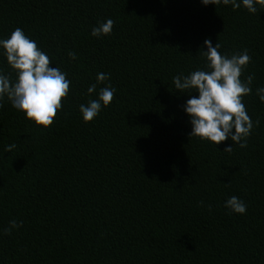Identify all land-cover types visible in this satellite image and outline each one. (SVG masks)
Segmentation results:
<instances>
[{
  "label": "trees",
  "instance_id": "16d2710c",
  "mask_svg": "<svg viewBox=\"0 0 264 264\" xmlns=\"http://www.w3.org/2000/svg\"><path fill=\"white\" fill-rule=\"evenodd\" d=\"M238 2L0 0V40L21 28L71 82L47 129L2 101L0 264H264V9ZM107 19L111 34L92 36ZM208 38L251 56L242 102L259 125L246 148L189 135L198 93L173 77L204 67ZM0 69L15 80L3 48ZM98 73L110 79L89 94ZM107 84L111 104L85 122L79 106ZM232 196L245 214L225 207ZM12 220L22 227L4 235Z\"/></svg>",
  "mask_w": 264,
  "mask_h": 264
},
{
  "label": "clouds",
  "instance_id": "9594fccd",
  "mask_svg": "<svg viewBox=\"0 0 264 264\" xmlns=\"http://www.w3.org/2000/svg\"><path fill=\"white\" fill-rule=\"evenodd\" d=\"M204 5H231L233 10L239 9L238 0H202ZM249 13L255 14L264 9V0H242ZM259 6V8H258ZM115 21L107 19L93 27L91 35L101 37L110 35ZM207 51H202L205 65L188 75L179 74L173 77L174 86L181 93L197 92L184 105V111L190 117L192 130L190 137L208 140L215 145L231 139L240 148L247 147V139L259 120L253 122L242 102L244 96L252 93L254 74L245 80L242 74L251 62L248 50L228 56L222 55L219 42L212 45L211 38L205 39ZM0 48L4 49L7 63L13 73L4 74L0 69V108L7 97L12 107L26 114V119L34 121L37 126L49 128L62 108V101L68 96L70 81L67 73L59 67L51 68L50 57L40 50L34 40L29 39L23 30L17 27L9 38L0 40ZM71 60L77 59L76 53L70 51ZM110 79L108 73H98L96 83L88 88V93H94L98 84H104ZM116 89L107 84L100 88L98 98L90 100L87 105L81 104L79 110L85 122L92 121L102 110L111 104ZM256 94L264 102V87L256 89ZM233 129L235 130L233 132ZM16 144L9 145L5 151L10 152ZM233 146L224 148L223 152H231ZM203 205V201L200 202ZM225 207L232 212L245 214L247 205L236 196L225 202ZM209 210L211 206L209 205ZM23 221L12 220L4 235H11L13 229L22 227Z\"/></svg>",
  "mask_w": 264,
  "mask_h": 264
}]
</instances>
